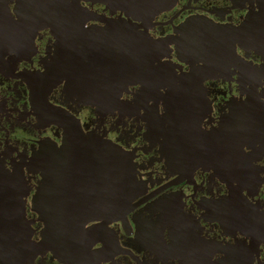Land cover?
<instances>
[{"label": "flooded vegetation", "instance_id": "1", "mask_svg": "<svg viewBox=\"0 0 264 264\" xmlns=\"http://www.w3.org/2000/svg\"><path fill=\"white\" fill-rule=\"evenodd\" d=\"M3 2L15 19L17 4L24 15L39 10L29 11L39 25L74 14L73 0ZM79 5L83 15L99 20L87 18L80 29L42 26L29 52L7 54L0 63V264H264V0H80ZM51 6L55 11L47 10ZM110 24L133 25L161 43L192 30L203 34L209 25L239 38L235 52L213 68L191 63L186 54L178 59L173 44L162 50L161 61L178 78L196 68L194 80L203 84L201 93L186 94L191 100L172 120L166 119L163 88L144 102L140 85H131L121 96L125 107L108 113H96L77 97L66 101L64 79L33 90L31 80L48 81L47 66L61 61L59 33L104 32ZM86 70L83 82L100 79L99 71L90 76ZM61 71L54 70L53 78ZM75 73L68 69L67 78ZM75 119L85 133L106 137L131 155L140 188L125 224L112 220L107 236L85 237L90 247L65 261L51 251L33 254L45 225L33 206L43 176L31 158L43 143L60 147L64 123ZM65 193L54 195L55 209L100 208L79 196L63 206L60 202L69 201Z\"/></svg>", "mask_w": 264, "mask_h": 264}, {"label": "water", "instance_id": "2", "mask_svg": "<svg viewBox=\"0 0 264 264\" xmlns=\"http://www.w3.org/2000/svg\"><path fill=\"white\" fill-rule=\"evenodd\" d=\"M0 2V63L4 62L7 54L29 52L36 31L42 26L52 30L69 27L80 29L87 18L99 20L82 14L80 0H73V17L46 18L42 25H39V19L30 17L29 11L32 9H28L26 15L21 14L17 4L15 19L6 3L3 0ZM52 8L47 10L55 11ZM32 11L39 13V10ZM187 27H191L190 24ZM106 28L104 32L79 30L59 33L61 61L47 66L45 78L48 81L31 80L33 90L38 93L43 84L48 83L53 87L64 79L66 101L77 97V102L93 108L96 113H108L125 107L121 96L123 92H128L131 85H140L144 102L148 100L147 96L159 93L163 88L166 90L162 97L167 111L166 119L172 120L180 114L183 102L191 100L186 94L201 93L203 84L194 80L198 77L196 68L186 78H178L173 68L161 61L162 50L173 44L178 59L183 60L182 55L186 54L191 63L202 61L206 67L213 68L218 59L235 52V43L239 38V35L228 34L226 29L213 25H209L203 34L197 35L192 30L186 32L182 39L171 36L163 43L137 31L133 25L120 27L110 24ZM69 53L73 56L69 57ZM86 68L90 73L99 71L100 79L91 80L89 77L83 82L81 75ZM58 69L62 70V74L54 79V70ZM68 69L76 71L73 80L67 78ZM176 123L170 122L172 130ZM63 126L65 135L62 145L57 148L43 143L31 158L35 170L43 176L42 185L33 197V206L45 225L42 240L33 254L51 251L68 261L76 258L75 253L83 252V246L90 247L92 241L84 242L87 241L85 237L107 236V225L112 220H120L123 224L128 221V214L134 207L132 201L138 195L140 186L132 157L121 146L106 137L85 133L78 119ZM59 181H65L68 185L65 183L61 186L57 184ZM71 182L78 184L77 188ZM62 190L66 192L65 198L69 199L68 202H60L63 206L76 203L73 199L79 196L89 207L100 208L55 209L53 205L59 202H55L54 195H59ZM93 221L100 224L86 228L87 223Z\"/></svg>", "mask_w": 264, "mask_h": 264}]
</instances>
